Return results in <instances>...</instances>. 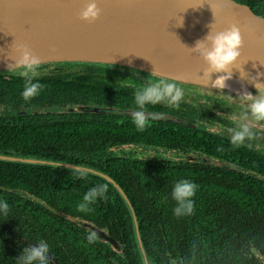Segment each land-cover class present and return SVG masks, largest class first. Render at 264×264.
Returning <instances> with one entry per match:
<instances>
[{
    "label": "trees",
    "instance_id": "trees-1",
    "mask_svg": "<svg viewBox=\"0 0 264 264\" xmlns=\"http://www.w3.org/2000/svg\"><path fill=\"white\" fill-rule=\"evenodd\" d=\"M240 1L264 14V0ZM46 66L50 68L31 81L37 90L28 98L22 95L29 86L26 78L0 71V107L37 101L33 98L40 96L43 106L135 110L136 92L152 84V75L128 67L86 62ZM184 93L178 107L165 101L146 104L144 110L176 116L200 128L146 119L140 130L132 116L67 113L66 119L40 114V123L32 130L33 124L21 129L18 123L0 118L1 156L72 164L102 173L124 191L138 221L136 228L127 201L103 176L0 159V187L23 190L68 215L92 222L121 246L115 251L26 196L0 190V200L9 205L7 214H0V264H16L23 247L40 240L61 264H264V149L260 148L264 130L243 121L264 124V120L251 115L241 119L248 110L224 99L198 95L189 88ZM208 98L214 103L207 107ZM198 117L217 129L197 123ZM240 124H246L253 136L238 143L229 129ZM131 144L170 151L196 149L255 176L184 160L118 155L114 150ZM184 179L197 188L192 212L177 216L171 193L173 185ZM98 184L106 186L104 195L90 205L92 211H79L77 204L84 194Z\"/></svg>",
    "mask_w": 264,
    "mask_h": 264
},
{
    "label": "water",
    "instance_id": "water-1",
    "mask_svg": "<svg viewBox=\"0 0 264 264\" xmlns=\"http://www.w3.org/2000/svg\"><path fill=\"white\" fill-rule=\"evenodd\" d=\"M88 0H0V71L12 72L19 50L26 48L47 63L86 62L110 64L143 71L150 75L216 93L229 102L247 107L245 94L255 95L252 81L264 85V15L239 0H96L100 15L95 21H84L80 13ZM182 20V24L178 23ZM239 28L242 38L241 55L230 69L232 78L226 87L213 84L225 73L204 74L207 66L193 50L211 30ZM264 91V89H262ZM74 113L115 114L132 116V109H114L97 105L70 107ZM145 112L146 119L162 120L183 126H193L178 118ZM264 129V126L256 125ZM196 128H200L195 126ZM192 163L213 165L238 173L254 172L242 169L218 158L182 155ZM0 159L46 164L88 171L111 181L127 201L138 221L129 198L110 178L94 170L72 164L1 156ZM0 190L24 195L34 203L86 229L113 250L120 244L107 230L58 210L23 190L0 187ZM138 231V230H137ZM50 264H58L50 255ZM260 261H262L260 259Z\"/></svg>",
    "mask_w": 264,
    "mask_h": 264
},
{
    "label": "clouds",
    "instance_id": "clouds-1",
    "mask_svg": "<svg viewBox=\"0 0 264 264\" xmlns=\"http://www.w3.org/2000/svg\"><path fill=\"white\" fill-rule=\"evenodd\" d=\"M100 15V9L97 6L96 0H88L83 7L80 18L84 21H95ZM182 24V20H178ZM242 47L241 33L238 27L231 26L223 31L212 33L209 31L208 35L202 41H197L193 50L203 59L207 66V76L210 73H225V75L218 76L213 84L220 87H226V81L232 78L230 69L237 63L240 58ZM41 63L40 57L34 55L30 50L23 48L19 50V58L16 60V67H22L20 75L26 78L28 87L22 93L25 98L33 95L37 90V85L31 83L33 78L37 75V69ZM254 87L257 89L255 95L245 92L242 98H247L248 112L241 117L245 119L247 115H251L255 120H264V85L252 81ZM183 97L182 89L172 81L160 80L158 82L147 85L135 94L137 108L132 111V120L135 126L143 130L146 124V116L144 106L146 104H156L160 102H167L171 106L178 107ZM232 132V140L234 142H243L246 138H251L253 132L246 124H240L237 128L229 129ZM197 185L190 180L177 181L172 188V198L176 201V207L173 209L175 215H186L192 212L193 201L192 197L195 194ZM106 191L104 184H98L89 189L83 196L82 201L77 204V209L82 212L92 211L90 205L96 201L97 198L102 197ZM9 205L0 200V214L6 215ZM89 242L93 240L92 236L88 237ZM49 256V245L40 240L35 243V246L29 244L23 247L21 253L15 258L16 264H49L47 257Z\"/></svg>",
    "mask_w": 264,
    "mask_h": 264
},
{
    "label": "flooded vegetation",
    "instance_id": "flooded-vegetation-1",
    "mask_svg": "<svg viewBox=\"0 0 264 264\" xmlns=\"http://www.w3.org/2000/svg\"><path fill=\"white\" fill-rule=\"evenodd\" d=\"M242 3H244V2H242ZM244 4H246V3H244ZM255 10L259 11L260 13H262V11H260L258 9H255ZM64 63H78V62H64ZM49 64H60V63H47V64H41V65L39 64L38 69H37V75L35 77L36 78H40V71H45V70L47 71V69L50 68V67H48L46 65H49ZM21 71H23V69L22 70H16V71H14L12 73H21ZM152 77H153V75L149 77V79L151 80L152 83L158 82V81H153ZM166 82H168V81H166ZM176 84L179 87L182 86V85H180V83H176ZM182 87L184 88V90H185V88L191 89L190 86H188V85H183ZM184 90H182L183 91L182 100H184V98H185L184 95H186V93H184ZM193 91H195V90H193ZM195 92H197L198 95H204V96H207V97L212 98V99H213V96H214L215 98H218V100H220V101H222V99H224V98L218 96L216 93L211 92V91H202V90L197 91V89H196ZM209 98H208V100L211 101V99H209ZM33 99H36L37 101H30V100L27 101V102L19 101V102H12L11 105L1 106L0 107V118H5L7 123H18L21 129L25 128V124H33L34 126H33L32 130H34V129H36L38 127V125H36V124L40 123V114H51L52 117L55 118V119H57V118L66 119V114L67 113H69L71 115L84 114V113H74L71 110V108L68 107L69 105H67L65 107L64 106H61V107L43 106V105L40 104V101H38V100H40V96H36ZM188 100H192L191 97ZM224 100L227 101L226 99H224ZM208 103L205 104V106L208 107V105H212L214 103V101L212 100L209 104ZM227 104L240 106L241 108L248 110L247 107L241 106L240 104H236V103L229 102V101H227ZM73 107H76V106H73ZM102 107H105V106H102ZM132 110H134V109H132ZM146 112L158 113V112H155V111H146ZM159 114H163V113H159ZM164 115H169V114H164ZM169 116H171V115H169ZM69 117L75 119V117H72V116H69ZM172 117L178 118V119H180V120H182L184 122L189 123L188 121H185V120H183V119H181L179 117H176V116H172ZM201 120L202 119H200L198 117L197 118V123H200V124L203 123L204 127L209 128L211 130L217 129V128H215V126L213 124H211V122H208V121L203 122V120L202 121ZM243 121L246 124H248L250 126H253L254 128H257L256 125L264 126V124L254 123V122H251V121H248V120H243ZM189 124H191V123H189ZM191 125H193V124H191ZM193 126L195 127V126H198V125L196 123H194ZM257 129H259L261 131L264 130V129H260V128H257ZM126 146H122V147L123 148H128V149H131L133 147H144V148L154 149V150H157V151H166L169 154V157L166 158V159H172V160H177V161H181V160L188 161L186 159L181 158L182 155H188V156H194V157L207 156L208 158L212 157V156H208V155L202 154L201 152L197 151L196 149L195 150H188V151L185 152V151H179V150L170 151V150H163V149H158V148L155 149V148H152V147H148V146H145V145H138V144L137 145L131 144V145L127 146V147ZM261 147H262V149H264V145H261L260 148ZM120 149H122L121 146L120 147L116 146L114 148V150H116V151L120 150ZM133 157H142L144 159L148 158V156H145V155H135ZM214 158H217V157H214ZM166 159H162V160H166ZM159 160H161V159H159ZM33 245H35V243H33ZM49 255L52 258H54V260L58 264H61L56 259V256L52 255L50 252H49ZM49 264H50V262H49Z\"/></svg>",
    "mask_w": 264,
    "mask_h": 264
},
{
    "label": "rangeland",
    "instance_id": "rangeland-1",
    "mask_svg": "<svg viewBox=\"0 0 264 264\" xmlns=\"http://www.w3.org/2000/svg\"><path fill=\"white\" fill-rule=\"evenodd\" d=\"M22 70V69H19ZM16 71V70H15ZM153 81H160V80H164L167 81L163 78L157 77L155 75H153L152 77ZM191 90H195L197 89V91L202 90V91H207V90H203V89H199L198 87L195 86H190ZM217 128V127H215ZM117 154L118 155H127V156H135V155H145L148 156L150 158H157V159H166L169 157L168 152L166 151H157L154 149H149V148H144V147H133L131 149L125 148V149H120L117 150Z\"/></svg>",
    "mask_w": 264,
    "mask_h": 264
}]
</instances>
